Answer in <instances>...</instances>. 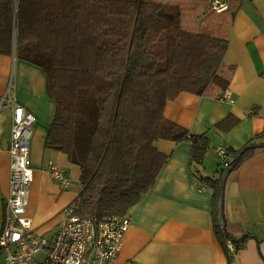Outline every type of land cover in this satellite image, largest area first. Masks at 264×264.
<instances>
[{"label": "trees", "instance_id": "trees-1", "mask_svg": "<svg viewBox=\"0 0 264 264\" xmlns=\"http://www.w3.org/2000/svg\"><path fill=\"white\" fill-rule=\"evenodd\" d=\"M0 0V53L40 66L55 104L46 145L80 167L74 215L102 221L136 205L167 155L160 139L190 143L201 167L207 133L192 134L164 115L180 92L219 99L229 78L221 73L239 0L222 11L210 0ZM238 119L229 115L217 126ZM264 130L241 148H226V166L200 177L211 188L216 238L228 254L224 183L256 148ZM231 261V257L229 256Z\"/></svg>", "mask_w": 264, "mask_h": 264}, {"label": "crops", "instance_id": "crops-1", "mask_svg": "<svg viewBox=\"0 0 264 264\" xmlns=\"http://www.w3.org/2000/svg\"><path fill=\"white\" fill-rule=\"evenodd\" d=\"M237 7L221 67L229 78V99L183 91L164 109L166 118L190 133L205 132L210 137L204 163L201 167L191 164L189 142L160 139L154 143L168 157L150 189L129 210L131 222L122 236L116 264H264V148H256L225 179L227 232L237 239L245 237L232 254L216 238L211 188L200 178L217 175L218 148L239 149L264 130V0H239ZM8 88L10 96L35 117L29 153L33 179L26 214L34 232L51 240L78 196L80 167L46 145L55 104L48 95L43 69L14 54L0 53V97ZM229 115L238 123L217 126ZM12 120L10 107L1 106L0 229L9 191ZM49 162L65 170L68 186L52 180L46 171Z\"/></svg>", "mask_w": 264, "mask_h": 264}, {"label": "built area", "instance_id": "built-area-1", "mask_svg": "<svg viewBox=\"0 0 264 264\" xmlns=\"http://www.w3.org/2000/svg\"><path fill=\"white\" fill-rule=\"evenodd\" d=\"M212 9L219 12L227 8V0H210ZM16 41H13L15 55ZM229 99L230 91L222 94ZM7 105L12 110L13 120L8 152L9 191L5 202L0 229V253L5 254L7 264H116V257L123 247L124 233L131 222L130 212L114 215L102 221L74 215L68 207L59 228L51 240L40 237L32 228L26 214L33 169L30 160V139L34 115L6 93L0 97V107ZM218 156L226 159V148L217 150ZM226 162L224 165L226 166ZM52 180L66 187L70 184L65 170L49 162L46 167ZM80 185V184H79ZM227 249L234 253L237 246L227 241ZM40 255V256H39ZM128 264H134L132 262Z\"/></svg>", "mask_w": 264, "mask_h": 264}, {"label": "rangeland", "instance_id": "rangeland-1", "mask_svg": "<svg viewBox=\"0 0 264 264\" xmlns=\"http://www.w3.org/2000/svg\"><path fill=\"white\" fill-rule=\"evenodd\" d=\"M219 164H224V161L222 160V159H220L219 158ZM222 165H218V169H219V167L220 166H222ZM40 256V255H39ZM0 264H7V262L5 261V254L4 253H0ZM27 264H35V262H34V259H33V261H30L29 263H27Z\"/></svg>", "mask_w": 264, "mask_h": 264}]
</instances>
